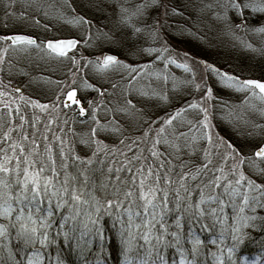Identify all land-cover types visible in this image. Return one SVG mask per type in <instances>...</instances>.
<instances>
[{
	"label": "snow or ice",
	"instance_id": "snow-or-ice-1",
	"mask_svg": "<svg viewBox=\"0 0 264 264\" xmlns=\"http://www.w3.org/2000/svg\"><path fill=\"white\" fill-rule=\"evenodd\" d=\"M125 2L127 3V0ZM155 2L156 0H139L129 7L118 3L119 11L116 14L120 23L129 27L132 34L147 28L154 41L158 36V30L151 29L147 25L138 27L134 21L144 17ZM36 6L50 7L39 3ZM68 6L71 7L70 4ZM203 7L213 9L212 16L218 22H224L229 31L246 28L254 33L264 34V23L250 25L247 22L248 17L253 13L264 15V0H214L212 3L204 4ZM72 11L74 12L75 9ZM173 11L177 10L173 9ZM57 12L62 18L64 17V13L59 8ZM20 15L23 16L24 13ZM68 20L73 24L89 23L86 17L78 14L68 17ZM232 34L235 35L234 32ZM102 35L111 42L120 40L119 36L109 33ZM0 41L10 42L5 47H0V54L6 53L12 46L25 48L35 46L47 49L49 54L58 56H66L78 43L74 38L38 42L33 36L26 34L3 35L0 36ZM242 43L254 49L252 44L243 41ZM142 51L147 54L160 53L155 59L162 60L165 49L145 47ZM72 59L75 63V57ZM3 60L4 56L0 55V63ZM163 63L176 64L177 61L169 55ZM204 63L206 68L218 75L221 83L239 91L247 90L249 95L257 96L259 100L264 101V80H242L229 72L217 69L212 64ZM121 64L136 73L132 76V80L149 67L147 63L139 65L137 72L131 64L119 60L113 54L103 55L94 61L95 68L100 71ZM179 66L191 71L187 63ZM164 79L167 80V76ZM87 86L94 87L90 84ZM195 87L199 89L200 84H195ZM16 91L19 92V89ZM3 95L5 93L0 91V96ZM153 95L159 94L153 93ZM205 96L212 97L211 87L207 88ZM161 98L167 100L166 95ZM32 103L40 108L48 107L47 104H40L38 101ZM91 104L92 101L89 100V107L85 108L78 97L77 89L69 86L63 90V94L57 95V103L54 105L55 108L75 107L81 116L90 112L92 119L95 120V124L89 130V139L83 141L96 146L92 156L86 159L87 165H92L97 153L107 147L98 138V132L111 129L112 132L120 134L123 127L114 126L109 122L102 124L96 120V110L91 108ZM126 104L135 108L133 99H128ZM3 106L8 108L7 104ZM185 107H199L202 112L199 123L203 131L196 129L197 132H201V136L191 134V139L185 147L190 152H194L199 145L193 147V144L200 139L206 140L207 144L202 148L203 163L197 164L192 171H184L182 163L178 176L172 175L173 167H169L161 175L160 170L165 167V163L161 162L158 167L154 163L145 165L141 155L143 149H140L135 141L144 140L151 135L149 151L151 156L157 159L161 157L157 145H169L179 151V144L172 143L166 126L171 127L173 121L185 112ZM119 111L127 114L130 109L121 107ZM261 111L264 115V110ZM11 115L12 111L9 109V116ZM20 120L23 122L25 117L20 116ZM146 123L148 126L143 129L141 135L132 137L131 146L125 147L126 152L137 148L140 154L134 153L132 160L139 163L133 166L125 157L123 164H116L115 167L113 163H108L106 172L103 169L89 170L85 166L73 174L68 171L67 157L61 149L60 168L64 169V172L63 179H60L56 159L51 151L52 146L46 144V159H40L38 162L39 141L36 139L31 141L35 147L29 148L27 152L25 145L17 140H12L9 145L12 149L11 154L0 149L2 153L0 155V264H45L46 260L48 264H53V258L45 254V249L56 244L57 238L61 236L66 244L72 245L73 251H78L82 264H91L86 257L96 241L99 247V251L95 253L96 264H104L99 256L104 250L106 239L105 229L101 223L105 214L112 216L114 221L119 223L117 229L121 246L119 264H264V251L251 259L246 255H241L239 258L236 256L237 250L247 236V233L242 231L243 228L251 226L264 230V182H257L243 167L247 165L254 173H259L261 181H264V141L250 149L249 153L228 143L227 148L230 151L224 153L220 166L211 168L213 175L207 178V169L213 164V155L217 154L211 149H218L219 144L213 141L211 122L206 108L196 102L177 108L164 118L163 123L157 125L155 131L153 125L157 124V120L148 117ZM17 127L22 128V125ZM192 128H196V125L192 124ZM11 131L12 126L9 125V130L3 133L0 140L6 143L11 139ZM190 133L192 129L181 132L173 128L171 136L187 139ZM22 139H28L26 132L22 134ZM44 139L47 140V137L45 136ZM126 139L129 138L122 137L119 142L123 144ZM17 148L19 155L16 152ZM115 150L113 146V151ZM120 155L123 156V153ZM230 158L234 162L229 172H226L222 165ZM75 159L80 160L81 157L75 156ZM100 163L103 164L104 160L101 159ZM95 172L100 173L99 179L93 175ZM170 194L171 199H169ZM170 215L171 219H169ZM54 217H58V222L53 219ZM208 219L212 221L211 225L207 222ZM229 219L231 226L228 235L234 241L233 244L224 243L226 229L223 227L220 228L218 236H212L210 240L202 238L205 232L212 233L217 225L222 226ZM53 226L56 228V237L50 232ZM11 229L15 230L14 235ZM13 239L20 244L15 250L11 245ZM208 244L216 245V249L206 251ZM169 249L173 250L171 257L168 256ZM54 264H67V261L58 252Z\"/></svg>",
	"mask_w": 264,
	"mask_h": 264
},
{
	"label": "rangeland",
	"instance_id": "rangeland-1",
	"mask_svg": "<svg viewBox=\"0 0 264 264\" xmlns=\"http://www.w3.org/2000/svg\"><path fill=\"white\" fill-rule=\"evenodd\" d=\"M180 1H183L184 5L189 7L188 4L194 6L198 0ZM73 5L74 6H71V9H75V12H78V6H76V2H73ZM167 5H171V0H156L149 12L153 13L154 15L160 12V14L162 13L160 16H162L163 14H165V11L162 10L161 7H166ZM24 6H26V4H24ZM20 13H24V15L21 16ZM201 13L203 14V12ZM15 14L17 17H15L16 19L14 18L13 21H11L12 25H22V27L24 28L34 29L33 25H35V23H39L40 21L36 16L37 14L28 11V6L24 7L20 11H17V13ZM73 15L76 14L72 13V15L70 16ZM145 16L148 17V13ZM9 18L10 17H4L3 25L6 29L12 31L15 28L8 24ZM156 21L157 18H155V27L157 26ZM237 23H239V21H237ZM40 24L43 25L44 30L39 31L41 33V35H39L41 38H37L38 42L50 39L48 38L47 34L50 31H56L55 27L49 26L44 22ZM220 25L221 24L218 25V29L220 28V30L222 31L227 28L224 24L221 27ZM160 27L162 28V26H159V30ZM89 28L91 30L90 33L92 32L93 34L91 36L92 39L94 38L96 40V25L95 27ZM73 29L78 28H71V30ZM158 32H160L163 41L166 35L164 28H162ZM235 32L238 36H240V42L248 40L246 33L244 34L245 31L242 32V28H237ZM86 33L87 32L78 37L81 42L77 49L74 50L70 55L61 59L53 56L52 54H49L47 49L36 48L35 46H30L27 48L23 46H16L13 48L9 47L6 53L0 54L4 56L3 62L0 63V91L5 93V95L0 96V137H3V133L9 130V125L12 126V131L10 133L11 139L7 140L6 143L4 140H0V149H3L4 152L11 154L12 149L11 147H9V145H11L12 140H17L18 142L25 145V151L27 152L29 148L35 147L31 144V141L33 139H36L37 141H39V162L40 159H46L47 151L45 146L46 144H49L52 146L51 151L56 159L57 169L60 172V179H63L64 172V169L60 168L61 149L64 150L67 157L68 171L72 172L73 174H75L78 169H82L85 166L89 170L98 168L103 169L106 172L108 163H113V166L115 167L116 164H123V159L125 157L132 162L133 166L134 164L139 163V161L132 160V155L134 153L140 154L138 153L137 148H135V152H133L134 148H132L131 152H126L125 147H130L131 138L140 136L143 132V129L148 126V123H144L141 129H138V127L134 126H132L131 129L130 127H128V125H122L123 127L121 128V130L123 129V132L126 135L129 133L131 135H129L130 138L124 141L122 145L121 143L117 144L120 146L114 145L113 143L111 144V142L106 139V136H104V133L102 135L101 132H98V138L102 140L104 142V145H107V147L104 151H100L97 153V156L92 165L86 164V159L92 156V152L96 146L86 144L83 141L89 139V130L95 124V120L92 119L90 112H88V116H86V114L81 116L79 114L75 115V112H71L70 109H65L63 107L55 108L54 105L57 103L58 94H63V90L68 88L69 86L76 87L82 94H88L87 100L92 101L91 108L96 110L95 119L99 120L102 124L104 122H109L113 125L120 126L126 116H129L138 108H141L142 110L144 108V106H140L137 109H132L129 105L126 104V101L129 98L124 99V101H116V98H113L115 96L114 94L118 92V90L125 89V86H122V82H120L121 80L118 78L120 76L119 74H121L120 69L122 68V66L117 65L104 71L97 70L94 66V61L98 57H102L105 52L111 51L100 50L98 47L96 48V41H93L94 43L91 46L88 45L87 42L91 37L87 38ZM3 35H8L7 31L2 30L0 32V36ZM63 38H69V36H65ZM233 38L238 39L234 36ZM250 40H248V42ZM256 40H259V43L255 46V48H257L259 45H263L264 34L257 35ZM7 44L9 43L6 41H0V47H5ZM108 45L112 46V44H106L105 47H107ZM145 47H147V45H144L143 48ZM161 48L165 49V52L163 53V59L155 60L153 62V67L148 64L149 67L146 68L143 73L141 72V74H139L136 78V80H138L143 77L141 81L136 82V85L140 88V85L145 83V86L147 87L149 93L151 89H153L158 83L151 82L149 80L150 75L149 77L145 78L144 74H150L152 73V71H155L152 78H160L164 82L165 88H169V84H167V82L171 81L172 85L174 84L175 87L178 86L177 88L178 90H180L183 97H188L187 104L196 102L198 105H202L207 109L211 122L210 130L213 136V141L214 143L219 144L218 149H211L214 153H217L212 157L213 164L209 165V168L207 169L208 175L211 173V178V176L213 175L211 168L221 165L224 153L230 151V149L227 148V144L231 143L230 139L223 133L218 131V129L216 128L217 125H215L214 122V120H216L214 116V110L218 111L219 117L228 118L230 123L234 126L233 128L239 135L252 136V141L256 143L259 139L264 141V131H262L263 129L259 130L261 126L258 123L260 120L264 121V116L261 115V110H264V101L259 100L257 96L249 95L247 90L239 91L241 93L238 95H229L228 98H221L218 90L225 89L223 85L224 83L222 84L219 81L218 75L215 72L205 67L204 62L214 65L221 71L233 73L232 71L227 70L228 64H225L224 66L222 65V58L218 57L210 60H195L192 59V56L187 54V52H180L176 48V53H171V56L177 61V63H168L167 65H165L163 63V60L167 59V56L165 57V55H167V50L169 49H166L165 45L163 44ZM182 50L184 51L183 48ZM179 54H181L182 57L178 56ZM11 55H15L20 59L16 57L13 58L11 57ZM73 57H75V63H73ZM118 59L120 60V58ZM229 61L233 63V60L231 58H229ZM145 63L146 62L144 60L141 64ZM183 63H187L191 71H186L184 68L179 66ZM179 73L182 74L180 79L178 78ZM165 76H167V80L164 79ZM244 78L246 77H241L242 80ZM250 78L251 77H248L247 79ZM142 80H144V82ZM42 82L48 84L54 83V85L48 88V91H42ZM197 83L200 84L199 89L195 87V84ZM38 84L39 86H37ZM89 84L94 85V87H88L87 85ZM124 85H126V83ZM35 86L38 89L42 88V90L37 92ZM17 87H22L24 93L19 94L18 92H16L15 88ZM208 87L212 88L211 98H207L205 96ZM101 90L103 91L102 95ZM245 97H247V99H245ZM32 101H38L40 104H47L48 107H37L32 103ZM88 101L85 103L86 108L89 107ZM159 101L160 106L158 107H161L160 109L149 108L153 112V114L157 115V118H159L155 119L157 120V124L153 125V131H155L157 125L163 123L165 117L163 112V105H170V102H162L161 97H159ZM5 104L8 105V108H5L3 106ZM17 107L19 108L18 112ZM121 107L129 108V113L126 114L120 112L119 108ZM9 109H11L12 111L11 116H9ZM141 109L137 113H134V116L138 117L141 115L139 117L140 120L147 119L148 116H146V112L143 113ZM153 109H156V111ZM190 109L191 111H196V113H192L191 111H189V122H191V125H196V122L202 118V112L199 107ZM104 110L106 111L105 113ZM102 113L103 117L101 116ZM20 116L25 117V120L23 122L20 120ZM119 119H121L122 121ZM50 120L51 123H49ZM18 125H22V128L17 127ZM166 128L168 133H172L173 128L177 130V128L173 125L171 127L166 126ZM202 131L203 129L201 127V132ZM24 132H26L28 135L27 140L22 139V134ZM200 135L196 133V136ZM45 136L47 137V140L44 139ZM171 141L172 143H179V138L171 136ZM135 143L140 149H143L141 155L145 160V165H147L148 163H150L147 161V155L149 152L147 150L149 149L151 144V135L144 140L137 139ZM113 146H115V151H113ZM170 148L173 147L170 146ZM170 148H168V153L170 154V158L168 160L174 158L173 152H175V150H171ZM246 149L248 150L245 153H249L250 146ZM16 152L17 155H19L18 148ZM120 153H123V156H121ZM0 155H2V153H0ZM176 155L177 153L175 154V156ZM75 156H79L81 157V159L77 160L75 159ZM101 159L104 160L103 164L100 163ZM164 160L165 157L163 158V156H161L159 159L156 158V160L154 158V164H157L158 167L161 162H164ZM233 162L234 161L230 158L223 163L222 166L226 172H229ZM13 163H15V161H13ZM164 163L165 167L160 170L162 174H164V172L168 170L167 166L168 168L170 167L168 161ZM243 167L247 174L252 176L253 179L257 180V182H264L261 181L259 173H254V171L248 168L247 165H244ZM93 175L96 176V172L93 173ZM250 227L251 226H248L246 227V229Z\"/></svg>",
	"mask_w": 264,
	"mask_h": 264
},
{
	"label": "trees",
	"instance_id": "trees-1",
	"mask_svg": "<svg viewBox=\"0 0 264 264\" xmlns=\"http://www.w3.org/2000/svg\"><path fill=\"white\" fill-rule=\"evenodd\" d=\"M73 2H76V6H78V12L76 11L78 15L86 17L90 23L73 24L68 20V17H70L72 13H75L77 15V13L75 11L73 12L71 7L68 6L70 4L73 7ZM73 2L72 0H0V32L2 30L7 31V33L22 32L41 38L39 36L41 35L39 31L44 30V28L40 23L44 22L49 26L55 27L56 29L55 32L50 31L51 33H46L48 38L50 39L65 36L78 38L85 32H87L86 37L90 38L93 34L92 32L90 33L91 30L89 27H95L96 25V40L94 38L92 39L91 37L88 40L87 44L91 46L94 43L93 41H96V48L98 47L100 50H109L115 53L119 56L121 61H124L127 64H131L134 68H136L137 72H139V65H142L141 63L144 60L147 64L153 67V62L156 60L155 57L156 55H159V53H144L142 51L144 45H147V47H155L157 49H160L163 44L165 45L166 49H169L167 50V55H165V57H168L169 55H171V53H176V48L180 52H187V54L191 55V58L195 60H210L220 57L222 58V65L224 66L225 64H228L227 70L233 72L230 74L238 76L240 77V79L241 77H251L264 80V44L259 45L257 48H255V46L259 43V40H256V36L260 34L254 33L246 28H242V32L245 31L244 34L246 33L248 40L251 39L249 42L248 40H245L243 42L247 41V43H250L254 46V49H250L246 47L244 43L240 42L239 39L233 38V36L240 37L235 32L237 28L232 29L231 31H229L228 28H226L227 30L225 29L223 31L220 30V28L218 29L219 24H221V27L223 24L225 25V23L222 21L218 22L212 16L213 9L203 7L204 4L212 3L214 2V0H198L194 6L188 4L189 7L184 5L183 1L171 0L170 6L167 5L166 7H161V9L165 11V14H163L162 16H160L162 14H160V12L156 15L149 12L151 7H153L152 5L148 9V17L144 16L134 21L138 27L141 25H147L150 26L151 29H155L158 31L164 28L166 35L163 41L160 32H158V36L153 41L147 28H142L139 33L132 34L129 27L120 23L119 16L116 14L119 11V9L117 8V4H124L125 7H129L131 5H134L135 3H138L139 0H127V3L125 2V0H73ZM38 3L49 5L50 7H38L36 6ZM24 4L28 6V11L37 14L36 16L40 20L39 23H35V25H33L34 29H27L22 27V25L16 26L11 24V21H13L15 17H17L15 13L26 7L24 6ZM57 8H59L60 11L64 13L63 18L60 16L59 12H57ZM173 9H176L177 11H173ZM201 12H203V14ZM45 13H47V15ZM4 17H10L8 24L14 27V30L9 31L4 27ZM155 18H157L156 27ZM247 22L250 25H258L260 23H264V15L253 13L248 17ZM160 25L162 26V28L160 27L159 30ZM73 27L78 29L71 30V28ZM233 32H235V35L232 34ZM102 33H109L110 35L119 36L120 40L118 42L108 41L104 38ZM168 34L170 37L168 36ZM106 44H112V46L108 45L109 47H105ZM182 48L184 49V51L182 50ZM181 54H179L178 56H181ZM229 58L233 60V63L229 61ZM120 66H122V68L120 69L121 74H119L120 76L118 78L121 80L120 82H122V86H125V89L118 90V92L114 94L115 96L113 98H116V101H124V99L128 98L133 99L135 108L132 109H137L140 106H144L143 110L141 108H138L137 110L141 109L143 113L146 112V116L151 117L154 120L157 118V115H154L149 108L160 109L161 107H158L160 106L159 97L163 95H166L168 98L167 100L162 99V102H170V105L168 106L163 105V112L165 116L164 118H166L167 115L171 114L175 109L188 105V97H183L181 95L180 90H178L177 88L178 86L173 87L174 84L172 85V82L168 81L167 84H169V88H165L164 82L160 78H152L155 71H152V73L150 74H144L145 78L149 77L150 75L149 80L151 82L158 83L148 93V89L145 86V83L141 84L140 88L136 85V82L141 81L143 77L138 80H132V76L136 75V73L132 72L130 69L125 68L122 64ZM181 76L182 74L179 73L178 78L180 79ZM130 80L131 83H129ZM144 80L142 81L144 82ZM125 83L126 85H124ZM223 85L225 89L218 90L221 98H228L229 95H238L241 93L239 92V90H236L235 88L230 87L227 84ZM145 93H147V95H145ZM153 93H157L159 95H153ZM86 96L88 97V94H86ZM137 110L132 112L129 116H126L123 121L119 119L122 121L121 125H128V127H130L131 129L132 126L141 129L144 123H146L147 119L140 120L139 117L141 115L138 117L134 116V113L138 112ZM153 110L156 111V109ZM189 111H191V109L185 107V112L173 121V125L177 128V131L185 132L188 129H192V133L189 134L187 139L183 137L179 138V151H177L175 148H170L169 145H157V147L161 150V156H163V158L165 157L164 162H169L168 159L170 158V154L168 153V148H170L171 150H175V152L172 151L174 158L171 159L174 161H171L170 164V167L174 168V172L172 173L174 177L178 176V174L180 173V165L182 163L184 164V171H192L197 164L203 163L202 148L206 146V140L200 139L199 142L195 143L193 147H196L197 144L199 145V147H197L196 151L194 152H190L189 149L185 147V145L188 143V140L191 139V134L196 135L197 133L198 135H200V132L195 131L196 129H201L202 127L199 123L200 120H198L196 122V128H192V125L190 124L191 122H189ZM105 112L106 111L104 110V113ZM191 112L196 113V111ZM214 114L216 119L214 120V122L215 125H217L216 128L218 129V131L228 137L230 139V142L234 144L237 149L246 152L248 150L246 148L250 146V149H253L254 146H257L262 141L259 139L255 143L254 141H252V136L239 135L233 128L234 126L230 123L228 118L219 117L217 110H214ZM101 116L103 117V113L101 114ZM258 123L261 126L259 130L263 129L262 131H264V121L260 120ZM101 133L102 135L104 133L106 139L114 145L120 143L119 141L122 137L130 138L129 135H131L130 133L126 135L123 132V129L121 130L120 134L112 132L111 129L105 130ZM135 151L136 149L134 148L133 152ZM147 151H149V149ZM176 153L177 155L175 156ZM154 158L155 157H152L149 151L147 155V161L150 163H154ZM135 165L136 164H134V166ZM161 175L163 174L161 173ZM210 175L211 173L207 178H210ZM99 176L100 173L96 172L95 177L99 179ZM169 199H171V194ZM227 211L230 212L231 210L227 209ZM53 219L58 222V217H54ZM169 219H171V215L169 216ZM207 222L210 225L212 223L210 219H208ZM101 223L103 224L105 229L106 239L104 241V250L100 253L99 259L102 260L104 264H119V261L121 259V246L119 243V236L117 235L119 223L115 222L113 217L107 214L102 216ZM230 226L231 220L229 219L225 222L224 225H217L216 229L212 233L205 232L202 238L205 240H210L212 236H218L220 228L223 227L226 229L224 243L226 245H231L234 243V241H232L230 235H228ZM11 231L14 235L15 230L11 229ZM242 231L246 232L247 236L244 240V243L236 252L237 258H239V256L241 255H246L249 259H251L254 258L255 255H258L262 251H264V247H262V245H264V230H261L260 228L250 227L248 229L243 228ZM50 232L53 237H56L55 226H53ZM11 245L14 250L20 247L19 242L15 239L11 241ZM215 249L216 245L208 244V248L206 249V251ZM98 251V244L96 241H94L93 246L86 257V259H88L91 264H96L97 256L95 255V253ZM58 252L61 257L67 261V264H82L78 251H73L72 245L66 244L62 236L57 238L56 244L50 245L47 250L45 249V254L51 255V257L53 258V264ZM172 252V249L168 250L169 257H171ZM45 264H48L47 260L45 261Z\"/></svg>",
	"mask_w": 264,
	"mask_h": 264
},
{
	"label": "water",
	"instance_id": "water-1",
	"mask_svg": "<svg viewBox=\"0 0 264 264\" xmlns=\"http://www.w3.org/2000/svg\"><path fill=\"white\" fill-rule=\"evenodd\" d=\"M77 40V39H76ZM77 45H76V47L75 48H72V49H70L69 50V52L68 53H70L71 51H73L74 49H76L77 48V46H78V44H79V41L77 40ZM107 54H112V53H108V52H106V53H104L103 55H107ZM114 55V54H113ZM250 79H255V78H250Z\"/></svg>",
	"mask_w": 264,
	"mask_h": 264
},
{
	"label": "flooded vegetation",
	"instance_id": "flooded-vegetation-1",
	"mask_svg": "<svg viewBox=\"0 0 264 264\" xmlns=\"http://www.w3.org/2000/svg\"><path fill=\"white\" fill-rule=\"evenodd\" d=\"M78 97L82 100V102H83V104H84V106H85V102H84V100H83V98L81 97V95L78 93ZM86 108V107H85ZM73 111H75V112H78L77 111V109L75 108V107H72L71 108Z\"/></svg>",
	"mask_w": 264,
	"mask_h": 264
}]
</instances>
